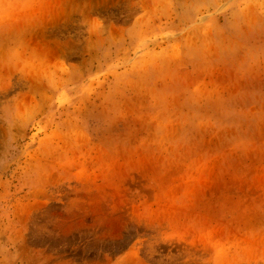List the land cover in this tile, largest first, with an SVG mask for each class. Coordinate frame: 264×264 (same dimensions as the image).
Masks as SVG:
<instances>
[{
    "label": "rangeland",
    "instance_id": "rangeland-1",
    "mask_svg": "<svg viewBox=\"0 0 264 264\" xmlns=\"http://www.w3.org/2000/svg\"><path fill=\"white\" fill-rule=\"evenodd\" d=\"M0 264H264V0H0Z\"/></svg>",
    "mask_w": 264,
    "mask_h": 264
}]
</instances>
